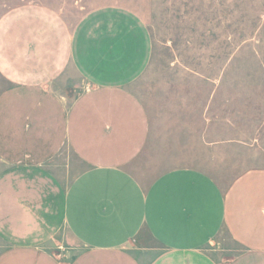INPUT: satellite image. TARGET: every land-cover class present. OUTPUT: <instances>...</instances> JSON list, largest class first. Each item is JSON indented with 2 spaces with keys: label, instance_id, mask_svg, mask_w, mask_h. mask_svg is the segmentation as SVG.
<instances>
[{
  "label": "crops",
  "instance_id": "crops-1",
  "mask_svg": "<svg viewBox=\"0 0 264 264\" xmlns=\"http://www.w3.org/2000/svg\"><path fill=\"white\" fill-rule=\"evenodd\" d=\"M151 55L127 7L0 16V264H264V168L144 159Z\"/></svg>",
  "mask_w": 264,
  "mask_h": 264
},
{
  "label": "rangeland",
  "instance_id": "rangeland-1",
  "mask_svg": "<svg viewBox=\"0 0 264 264\" xmlns=\"http://www.w3.org/2000/svg\"><path fill=\"white\" fill-rule=\"evenodd\" d=\"M24 4L72 27L123 6L147 25L152 55L131 89L149 112L154 167L192 165L223 184L264 168V0H0V16Z\"/></svg>",
  "mask_w": 264,
  "mask_h": 264
}]
</instances>
